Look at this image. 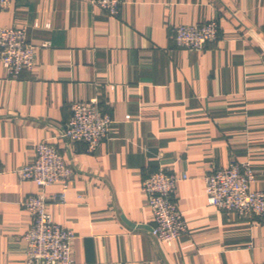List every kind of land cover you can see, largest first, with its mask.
<instances>
[{"label": "crops", "instance_id": "0c3cea01", "mask_svg": "<svg viewBox=\"0 0 264 264\" xmlns=\"http://www.w3.org/2000/svg\"><path fill=\"white\" fill-rule=\"evenodd\" d=\"M211 19L218 41L174 44V25ZM4 26L25 28L36 51L16 79L0 61V264H25L23 203L40 192L75 235L73 264H264V219L209 205L204 180L249 161L264 190V0H121L117 16L93 0H15ZM91 98L112 117L94 152L61 136L72 102ZM42 141L74 169L65 190L19 177ZM158 168L179 176L188 224L171 244L152 235L142 186Z\"/></svg>", "mask_w": 264, "mask_h": 264}, {"label": "built area", "instance_id": "2783aa9c", "mask_svg": "<svg viewBox=\"0 0 264 264\" xmlns=\"http://www.w3.org/2000/svg\"><path fill=\"white\" fill-rule=\"evenodd\" d=\"M14 1L0 0V9L8 10ZM93 3L113 16L120 14L121 0H93ZM219 33L217 19L176 24L171 28L174 44L178 48L193 50H202L218 41ZM35 51L36 46L28 41L25 28L0 27V61L10 78H19L23 72L32 70ZM111 123L110 113L102 110L97 98L75 101L71 104V116L61 136L71 142H84L88 151L94 152L107 138ZM18 174L22 180H30L42 188L58 183L65 190L75 172L55 145L42 141L35 145L33 159L24 164ZM186 178L187 175L183 174L182 179ZM179 180L174 172L158 168L142 184L153 214L151 233L167 244L188 231V224L176 200ZM204 180L209 205L234 212L241 218L264 219V190L252 188L256 174L249 161L232 159L226 167H213ZM60 198L65 200L64 191ZM23 204L32 216V223L25 234V264H73L75 235L54 220L46 193L31 194Z\"/></svg>", "mask_w": 264, "mask_h": 264}]
</instances>
